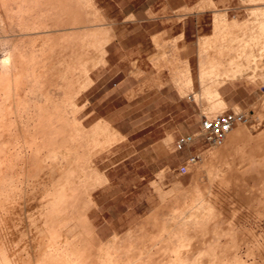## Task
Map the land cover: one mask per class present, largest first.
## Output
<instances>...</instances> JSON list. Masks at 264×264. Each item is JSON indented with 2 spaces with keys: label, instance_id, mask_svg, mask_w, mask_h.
Here are the masks:
<instances>
[{
  "label": "rangeland",
  "instance_id": "1",
  "mask_svg": "<svg viewBox=\"0 0 264 264\" xmlns=\"http://www.w3.org/2000/svg\"><path fill=\"white\" fill-rule=\"evenodd\" d=\"M64 2L69 15L60 20L69 23L64 28L70 30L57 25L23 32L13 22L7 29L0 28V58L19 36L24 52L32 56L48 35H70L71 42L63 49L49 52L47 47L45 53L36 54L40 72L37 78L29 76L25 85L24 125L31 131L29 118L39 114L37 105L57 114L69 108L63 101L70 100L76 108L66 114L82 127L102 122L108 132L116 133L93 149L92 165L87 168L89 176L98 178L84 192L82 211L97 238L113 245L119 263L133 261L137 257H131L132 253L144 249V259L160 264L164 259L158 252L161 243L152 237L160 228L164 235L163 229L175 218L188 221L187 238L229 244V250L220 248L217 254L226 263L264 264V195L248 193L252 186L262 189V183L254 187L250 179L252 183L236 187L230 182L213 184L210 161L225 168L230 179L235 178V164L222 166L211 160L215 145L207 147L202 139L182 149L176 145L181 135L197 132L205 116L223 111L246 112L245 125L252 137L264 129V82H251L245 76L227 80L220 88L227 102L222 108L211 109L205 98L196 95L202 91L200 58L205 65L211 58L202 52V44L216 42L220 53L214 57L224 62V55L238 51L253 33L255 11L264 13V0ZM255 67V76H263L264 60L249 70ZM185 68L191 85L184 83ZM223 70L222 65L218 72ZM197 154L200 158L187 162ZM235 155L227 157L233 161ZM183 165L185 171H181ZM2 174L10 177L12 172ZM257 175L258 181L263 180V173ZM205 195L211 197L212 215L190 218L192 206ZM5 230L0 222V233ZM196 252L191 250L187 257Z\"/></svg>",
  "mask_w": 264,
  "mask_h": 264
},
{
  "label": "bare ground",
  "instance_id": "2",
  "mask_svg": "<svg viewBox=\"0 0 264 264\" xmlns=\"http://www.w3.org/2000/svg\"><path fill=\"white\" fill-rule=\"evenodd\" d=\"M67 11L64 0H0V28L7 29L14 22L23 32L37 28L47 30V27L57 25L70 30V27L64 28L65 24H70L60 20L69 15ZM255 13L253 33L238 51L227 52L224 62L214 57L220 53L216 42L205 41L201 46L202 52L211 58L209 65L200 58L198 79L202 91L196 95L205 98L211 109L222 108L227 103L220 92L227 80L245 76L251 82H264V75L255 76L257 67L252 72L249 70L253 63L264 60V13L257 10ZM21 39V36L13 39L0 58V222L6 225L5 232L0 233V264H154L152 259H144L141 255L144 249L132 253L131 257H137L133 261L119 263L113 245L97 238L82 211L84 192L98 178L87 173V168L92 165L91 152L100 144L111 141L109 136L116 133L108 132L102 122L89 129L82 127L74 117L66 114L76 108L70 100L63 101L69 108L60 110L59 114H51L42 105H37L39 114L30 116L31 131H26L23 108L27 105L22 96L28 77L37 78L40 72V61L36 56L45 53L47 47L49 52L63 49L71 42L70 35H48L37 44V49H33L32 56L24 52L19 43ZM32 45L36 46L34 41ZM257 45H260L259 50L254 49ZM222 65L224 70L218 72ZM184 76V83L191 85L188 68H185ZM240 124L226 133L210 156L222 166L235 164V178L230 179L225 168H218L210 161L212 183L227 185L230 182L233 187L252 182L258 187L262 183V189L252 186L248 193L250 196L264 195V178L257 180L258 173L264 174V129L252 137L245 122ZM232 152L236 155L230 161L227 156ZM5 170H11L12 175L4 177L2 172ZM221 189L219 193H222ZM217 195L215 202L220 198ZM210 201V196H203L192 206L188 216L204 219L212 215ZM203 205L207 206L200 213L199 208ZM187 224V220L174 218L171 225L163 229L164 235L160 228L152 237L155 243H161L158 252L163 253L164 259L160 264H228L217 254L220 248L229 250V244L206 243L202 237L187 238L184 234ZM193 249L197 252L188 258Z\"/></svg>",
  "mask_w": 264,
  "mask_h": 264
},
{
  "label": "built area",
  "instance_id": "3",
  "mask_svg": "<svg viewBox=\"0 0 264 264\" xmlns=\"http://www.w3.org/2000/svg\"><path fill=\"white\" fill-rule=\"evenodd\" d=\"M248 120V114L243 111H223L213 117L205 116L200 124V129L194 133H188L181 135L176 140L177 148L190 146L191 144L198 142L202 139L207 147L219 144L222 142L226 133H228L233 127L240 122H246ZM200 158V155H192L187 162L195 161ZM186 170V165L182 166L181 171Z\"/></svg>",
  "mask_w": 264,
  "mask_h": 264
},
{
  "label": "crops",
  "instance_id": "4",
  "mask_svg": "<svg viewBox=\"0 0 264 264\" xmlns=\"http://www.w3.org/2000/svg\"><path fill=\"white\" fill-rule=\"evenodd\" d=\"M112 43V42H111ZM111 43H109V44H111Z\"/></svg>",
  "mask_w": 264,
  "mask_h": 264
}]
</instances>
